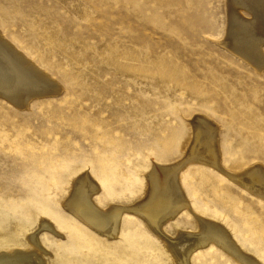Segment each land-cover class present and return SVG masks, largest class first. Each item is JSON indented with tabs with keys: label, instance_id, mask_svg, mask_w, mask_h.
Here are the masks:
<instances>
[{
	"label": "rangeland",
	"instance_id": "1",
	"mask_svg": "<svg viewBox=\"0 0 264 264\" xmlns=\"http://www.w3.org/2000/svg\"><path fill=\"white\" fill-rule=\"evenodd\" d=\"M227 3L0 0L1 34L55 80L27 107L0 95L1 256L36 250L47 264H177L137 214L124 213L110 239L65 201L88 175L105 210L138 205L154 166L182 157L195 115L219 128L226 168L264 165V68L224 47ZM181 178L189 207L164 226L168 234L195 231L196 213L264 264V201L199 163ZM190 264L240 263L210 243Z\"/></svg>",
	"mask_w": 264,
	"mask_h": 264
},
{
	"label": "bare ground",
	"instance_id": "2",
	"mask_svg": "<svg viewBox=\"0 0 264 264\" xmlns=\"http://www.w3.org/2000/svg\"><path fill=\"white\" fill-rule=\"evenodd\" d=\"M227 10L228 27L227 38L223 42L224 47L240 59L262 70L264 68L262 52L264 0H228ZM50 82L55 80L53 81L49 73L46 74L33 61L31 62L0 32V95L6 97L10 103L22 108L27 107L35 97L46 95L49 89L46 84ZM56 87L52 85L51 89L58 90ZM98 87L104 90L103 86ZM190 123L192 134L182 157L167 165L154 166L148 175L147 197L138 205L115 206L111 210H105V207L96 203L93 198L98 192L96 182L85 175L74 182L75 189L65 201L69 204L68 206L66 204V208L95 233L110 239L117 237L124 213L137 214L164 241V245L177 264H190L191 256L210 243H215L240 264H260L253 255L244 252L233 240L230 230L196 213L194 214L197 217L198 228L195 231L178 228L176 235L172 236L164 229L167 223L189 207V202L184 196L181 173L193 162L214 169L242 190L264 201V165L252 164L247 165L242 171H231L223 164L219 128L202 115L193 116ZM184 134V131L178 132L176 138H181ZM171 151L169 145L168 152L166 151L163 156L169 158L168 153ZM35 242L36 239L33 243ZM98 249V252L104 250L101 245ZM5 254L4 256L0 254V264H47L36 250Z\"/></svg>",
	"mask_w": 264,
	"mask_h": 264
}]
</instances>
